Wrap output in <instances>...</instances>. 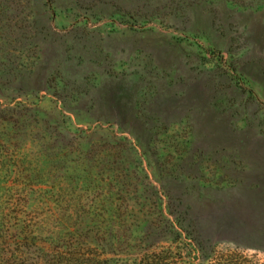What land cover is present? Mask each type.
Returning <instances> with one entry per match:
<instances>
[{"label": "rangeland", "instance_id": "1", "mask_svg": "<svg viewBox=\"0 0 264 264\" xmlns=\"http://www.w3.org/2000/svg\"><path fill=\"white\" fill-rule=\"evenodd\" d=\"M45 2L0 1V25L14 20L0 63L13 54L21 69L0 101L34 130L28 169L2 170L0 192L28 195L47 147L38 180L80 212H105L93 180L119 173L147 201L131 211L264 264V0Z\"/></svg>", "mask_w": 264, "mask_h": 264}, {"label": "trees", "instance_id": "2", "mask_svg": "<svg viewBox=\"0 0 264 264\" xmlns=\"http://www.w3.org/2000/svg\"><path fill=\"white\" fill-rule=\"evenodd\" d=\"M0 1L6 13L20 5V0ZM53 2L46 0L45 4ZM13 21L7 18L5 24L0 25L1 39L6 33L4 29L11 27ZM7 41L11 51L12 42ZM3 58L0 90L13 83L21 71L13 54ZM22 113L12 101H0V172H9L12 167L28 169L25 163H31L25 148L28 132L32 134L34 130H19L23 128L19 124ZM46 151L48 148L42 147L35 158L41 169L35 166L37 172L31 180L21 183L30 189L28 195L19 197L0 192V264H261L237 251L216 249L199 231L167 228V224L162 225L163 213L143 216L131 211L130 206L135 209L136 205L145 206L147 201L140 203L129 196L125 187L127 181L121 180L119 173L102 182L93 180L94 189L105 193L97 200L103 201L108 209L101 212L91 207L80 212L86 205H81L80 197L69 199L61 194H48L55 185L38 180L44 174L40 171L54 159ZM10 183L6 180V185L14 188ZM68 183L70 181L60 184L61 187L57 185L58 189H65ZM22 186H17V190L21 191ZM124 192L125 196H121ZM176 219L178 216H174L172 222ZM169 237L171 243H165Z\"/></svg>", "mask_w": 264, "mask_h": 264}]
</instances>
